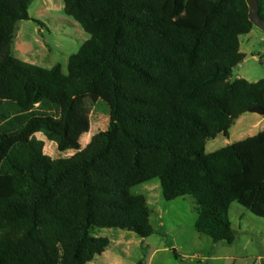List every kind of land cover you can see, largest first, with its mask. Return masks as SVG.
<instances>
[{
    "label": "trees",
    "instance_id": "16d2710c",
    "mask_svg": "<svg viewBox=\"0 0 264 264\" xmlns=\"http://www.w3.org/2000/svg\"><path fill=\"white\" fill-rule=\"evenodd\" d=\"M31 3L0 0V178L11 190L0 196V264L91 263L109 246L95 228L151 237L146 198L130 191L155 181L167 201L194 199L195 231L215 243L235 241L233 203L264 219V131L205 153L249 109L264 111V79L231 81L255 27L248 0H63L89 35L66 75L13 54ZM85 98L108 106L109 125L79 150ZM35 131L77 152L53 160Z\"/></svg>",
    "mask_w": 264,
    "mask_h": 264
},
{
    "label": "rangeland",
    "instance_id": "374dc122",
    "mask_svg": "<svg viewBox=\"0 0 264 264\" xmlns=\"http://www.w3.org/2000/svg\"><path fill=\"white\" fill-rule=\"evenodd\" d=\"M66 18L65 15H60ZM60 23V22H58ZM75 30V49L68 53H77L89 35L80 27ZM261 30V29H260ZM263 34V30L258 31ZM52 34L59 35L57 32ZM46 39L52 40L48 36ZM59 42V38H53ZM249 49L247 58L232 70L231 81L244 79L255 83L264 79V40L256 38L242 46ZM57 62L62 71L67 74L68 61L63 56H57ZM0 86V98H3ZM108 106L101 100L85 98L77 106V120L73 129L76 142L84 134L98 133L107 129L109 125ZM86 130V132H82ZM261 130L257 129L256 132ZM34 136L39 137L40 132L35 131ZM232 142L231 138L218 135L205 145V153L210 154L224 148ZM51 159H66L68 153H61L54 147H46V154ZM146 186V187H145ZM147 186H157L151 190L155 203L149 204L154 212L150 217L154 233L147 239H140L132 232L117 229H94L93 235L111 239L118 235L119 244H114V252L109 260L97 259L91 264H264V219L252 215L249 211L234 203L229 211V217L235 230V241L229 245L225 242H213L209 237L200 235L195 231L194 224L197 218L198 205L191 197L176 198L167 201L161 194L160 184L155 181L148 185H139L131 189L133 195L148 197ZM11 192L9 179L0 178V196H7Z\"/></svg>",
    "mask_w": 264,
    "mask_h": 264
},
{
    "label": "crops",
    "instance_id": "0c3cea01",
    "mask_svg": "<svg viewBox=\"0 0 264 264\" xmlns=\"http://www.w3.org/2000/svg\"><path fill=\"white\" fill-rule=\"evenodd\" d=\"M28 14L30 20L22 21L17 24L13 46L14 56L27 64L44 69H49L54 65L59 64L57 62V56L59 55L63 56L64 60L68 61L69 57L74 54H70L68 52H70V50L72 52V50L75 49V30L79 31L78 27L80 26L73 19L67 16H65L66 18L60 16L61 14L64 15L63 0H32V3L28 9ZM258 31H261L260 28L255 26L250 31V33L240 37V52L244 55V58L240 64H242L247 58L251 57V55L247 56L249 49H242V46L252 42L253 40H256V38H261L264 40V32L263 34H260L261 32ZM52 32H57L59 35L52 34ZM45 35L52 38V40L46 39L44 37ZM53 38H59V42ZM257 129L261 131L256 132ZM263 131V116L246 112L242 114L231 127L229 131V137L227 138L232 137V142L227 144L225 147L242 141L246 138L253 137ZM40 135L41 136L39 137L36 136V138L44 142L45 154L46 147H54V149L57 150L56 144L54 142L47 140L43 134L40 133ZM93 135H95V133L90 132V134H84L80 137L79 141L77 142L79 150L83 149L90 142V139ZM66 152L70 157L75 152H77V150L71 149ZM55 153L56 152L52 153L51 155H46L51 158V156L55 155ZM147 187L149 190L148 194L150 195H148V197H144L146 198L147 205L149 207L150 202L155 203L156 201H150V199L153 198L150 191L156 190L157 186ZM151 212L152 215L154 212L152 210ZM196 214L198 215V208L196 209ZM108 240L109 246L106 251L98 256L93 262L101 258L104 260H109L112 253L114 252L113 245L119 244L121 242V239L118 235H115Z\"/></svg>",
    "mask_w": 264,
    "mask_h": 264
},
{
    "label": "water",
    "instance_id": "95a60500",
    "mask_svg": "<svg viewBox=\"0 0 264 264\" xmlns=\"http://www.w3.org/2000/svg\"><path fill=\"white\" fill-rule=\"evenodd\" d=\"M248 2H249V8H250V13H249L250 20L254 23L256 27L264 31V19L261 18L259 15L258 0H248ZM248 112L255 113L261 116H263L264 114V111L258 107L251 108L248 110Z\"/></svg>",
    "mask_w": 264,
    "mask_h": 264
},
{
    "label": "built area",
    "instance_id": "2783aa9c",
    "mask_svg": "<svg viewBox=\"0 0 264 264\" xmlns=\"http://www.w3.org/2000/svg\"><path fill=\"white\" fill-rule=\"evenodd\" d=\"M262 63H263V65H264V58L262 59Z\"/></svg>",
    "mask_w": 264,
    "mask_h": 264
}]
</instances>
